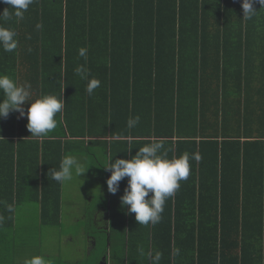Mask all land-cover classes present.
<instances>
[{
  "label": "trees",
  "instance_id": "obj_1",
  "mask_svg": "<svg viewBox=\"0 0 264 264\" xmlns=\"http://www.w3.org/2000/svg\"><path fill=\"white\" fill-rule=\"evenodd\" d=\"M242 3L34 0L24 19L0 20L19 41L13 52L0 48V74L30 83L32 100L65 102L44 138L31 137L18 112L0 118V228L25 196L40 204L43 226L59 225L62 183L49 172L77 145H106L114 162L158 140L169 158L200 159H190L159 223L114 217L128 264L141 239L144 259L160 251V264H264V6L254 3L246 19ZM5 9L0 0V16ZM80 66L101 82L92 95Z\"/></svg>",
  "mask_w": 264,
  "mask_h": 264
},
{
  "label": "clouds",
  "instance_id": "obj_2",
  "mask_svg": "<svg viewBox=\"0 0 264 264\" xmlns=\"http://www.w3.org/2000/svg\"><path fill=\"white\" fill-rule=\"evenodd\" d=\"M10 6L5 9L0 20L11 19L13 16L17 21L24 19L25 12L29 9L34 0H2ZM259 3L264 6V0H243L242 9L244 18L251 19L256 15L253 4ZM42 24H37L36 29L40 30ZM30 39L31 37H27ZM19 41L15 30L4 27L0 24V48L5 52H13L18 48ZM31 53L32 49H28ZM87 49L81 48L79 55L86 59ZM76 73L84 80H87V92L92 95L101 82L96 78L89 79V71L80 66ZM63 85L62 79L59 81ZM32 86L30 83L19 84L6 74H0V118H7L10 113L18 112L20 117L28 120L27 128L31 137L44 138L54 131L59 124L58 114L62 113L65 106L63 95L45 94L35 100L31 99ZM62 87V92H64ZM30 105L25 111L24 105ZM140 117H130L127 121L129 129L136 127ZM164 145L158 140L140 147L138 152L131 159L109 158L104 169L111 173L107 180L108 190L116 194L120 189V182L125 178L127 187L121 197V208L126 214H135L138 224L155 225L162 219V213L166 201L175 195L180 188V182L187 180L190 175V159L199 160V154L190 155L188 152L180 156L168 157V151H162ZM88 171V169H87ZM83 163L76 157L64 155L61 158L59 169L52 168V179L59 183L71 182L85 174ZM179 255V249L174 250ZM147 256L150 264H160L162 253L160 251H148ZM25 264H48L43 255H34L25 261Z\"/></svg>",
  "mask_w": 264,
  "mask_h": 264
},
{
  "label": "crops",
  "instance_id": "obj_3",
  "mask_svg": "<svg viewBox=\"0 0 264 264\" xmlns=\"http://www.w3.org/2000/svg\"><path fill=\"white\" fill-rule=\"evenodd\" d=\"M90 142V141H88ZM97 142V141H95ZM102 142V141H100ZM74 148L76 145H72ZM104 146H97L95 149H101ZM106 154V145L105 150ZM75 150L69 151V154L74 155ZM111 173H107L105 178H103V184L107 186V180L110 178ZM123 181V180H122ZM121 181V182H122ZM64 183H62V188ZM127 187V182L120 186L119 191L116 194L109 192L107 196L101 197L99 199L92 198L85 204V210L83 217H79L83 221L80 225V233L78 235V245L76 249L72 248L73 241L69 238L66 244L70 248L63 257H66V262L61 261L62 248L65 246L59 243V255H54L52 257L48 248V238L43 243L44 240L42 236V230L40 226H43L41 219V207L36 202V198H31L30 196L23 197L22 200H18L15 205V211L13 216V223L10 225H1L0 228V264H25V261L30 259L34 255H43L47 258L48 264H128L129 253L128 248L124 247L126 240L123 239L122 235L117 234V229L119 225L117 221H114V217L118 216L121 219H128L131 217L132 222L135 220V214H126L121 208V195L123 189ZM8 201H5L7 204ZM63 202V200H62ZM89 203V205L87 204ZM94 208L91 209L92 205ZM34 206V207H33ZM33 208V213H32ZM38 210V213L36 211ZM63 211V204H61V214ZM102 213V214H101ZM12 217V215L10 216ZM8 219V216L3 217ZM32 219H35V223H32ZM73 219V215H71ZM48 228V227H46ZM51 229H57L60 236L62 237H73L70 234L63 233V223L60 216L59 225H54L50 227ZM116 230V231H115ZM39 233V236H38ZM78 234V233H77ZM55 233H52L54 236ZM77 237V235H76ZM39 239V245H38ZM127 239V237H126ZM135 239V238H134ZM41 240V241H40ZM52 247L55 245V240L52 242ZM45 245L44 250H38ZM144 240L141 239L139 245L132 244V264H146L147 258L144 259ZM75 246V245H74ZM146 246V245H145ZM141 251V254L138 253ZM83 254L82 257L85 260L82 262L79 260L77 253ZM103 254H106L103 256ZM73 255V256H72ZM74 257H78L74 260ZM139 257V258H138ZM126 258V261H125Z\"/></svg>",
  "mask_w": 264,
  "mask_h": 264
},
{
  "label": "rangeland",
  "instance_id": "obj_4",
  "mask_svg": "<svg viewBox=\"0 0 264 264\" xmlns=\"http://www.w3.org/2000/svg\"><path fill=\"white\" fill-rule=\"evenodd\" d=\"M105 147H102L101 149H95L93 147H87L86 145L80 146L77 145L75 148L74 155H71L73 157H76L78 160H80L85 168V171H88L83 174L80 179L74 178L71 182L64 183V186L62 188V199H63V211L61 215L62 223H63V233L62 234H70L73 237H62L60 236L57 229H51L50 227L46 228V226H40L42 230V240L43 243L46 241V238H48V244L51 245V247L48 245V249L52 251L51 255L52 257H55L54 255H59V243L63 242V245L65 248H62V262H66V257H63V255L66 254V252L70 248L66 244L68 243L69 238H72V240L75 242L72 243L71 247L76 249L78 245V235L80 233V225L83 223L82 220L79 219V217H83L84 210H85V204L87 201H90L92 198L99 199L101 197L107 196L109 194V190L107 187H105V184H103V178L107 175V173H110L104 169V167L107 164V161L109 157L105 152ZM89 205V203H87ZM96 206L95 204L92 205L91 209ZM34 207V206H33ZM33 213V208H32ZM38 213V210L36 211ZM84 213V214H83ZM83 214V215H82ZM102 214V213H101ZM71 215H73V219H71ZM35 219H32V223H35ZM52 233H55L54 236H52ZM78 233V234H77ZM77 235V237H76ZM39 236V233H38ZM55 240V245L52 247V241ZM41 241V240H40ZM45 244V243H44ZM38 245H39V239H38ZM75 245V246H74ZM45 245L42 246V248H38V250H44ZM79 256L80 261H84L85 258L82 257V253H77ZM73 256V255H72ZM78 257H74V260H77Z\"/></svg>",
  "mask_w": 264,
  "mask_h": 264
}]
</instances>
